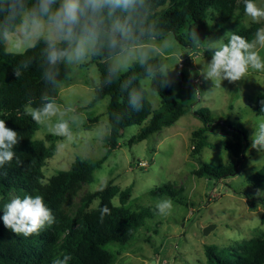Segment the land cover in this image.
I'll use <instances>...</instances> for the list:
<instances>
[{"label": "rangeland", "instance_id": "obj_1", "mask_svg": "<svg viewBox=\"0 0 264 264\" xmlns=\"http://www.w3.org/2000/svg\"><path fill=\"white\" fill-rule=\"evenodd\" d=\"M217 21L207 20L206 24L213 26L219 37L253 24L244 15L238 17L236 13L225 23L224 30L217 27ZM12 34L13 38L5 43L8 53H16V39L24 38L20 24ZM38 39L32 37L24 49L32 47ZM176 50L178 57L164 59L172 66L174 72L171 75L176 78L172 96L188 108L187 113L173 125L130 147L127 142L140 127L131 126L122 131L119 148L93 172V182L81 183L72 196L71 212L77 208L90 212L96 208L98 200L81 207V197L113 180L121 190L131 186L130 198L125 204L131 212L137 213L145 208L153 210L155 203L165 197L174 201L175 207L170 215L145 219V224L127 245L109 246L114 255L113 264H152L153 261L155 264H208L204 253L206 247L215 248V252L224 258L229 257L230 249L238 243L264 237V192L252 189L247 182V178L264 165V153L252 148L250 139L251 126L264 118L255 112L256 96L264 93V73H251L246 80L224 81L217 85L203 80L198 74L201 64L209 59L208 53L203 49L186 50L178 42ZM110 61L113 63L112 58ZM98 83V66L90 58L71 68L69 78L57 88L58 100L71 104L79 119L73 125L71 139L53 136L52 142L46 140V136L51 135L47 128L39 125L33 139L43 142L47 148L54 144L56 149L45 161L43 182L58 171H68L77 159L93 161L105 154L109 98L106 96L91 104ZM142 84L151 109L157 111L159 96L150 89V80L145 79ZM203 108L209 110L210 124L215 125L205 132L206 146L199 155L193 156L191 133L203 127L202 120L194 112ZM94 118H97L96 123H89ZM238 126L244 128L249 139L248 149L240 157L223 146L225 141L232 139L233 133H237ZM140 162L146 163V167H141ZM201 162L212 167L231 164L235 173L222 177L193 175ZM164 186H171L170 194L165 192L162 197L148 195L149 191ZM179 188L183 189L182 193ZM14 196V193L9 194L5 201ZM112 203L119 206L117 198ZM207 227L212 229L205 235L203 231Z\"/></svg>", "mask_w": 264, "mask_h": 264}, {"label": "trees", "instance_id": "obj_2", "mask_svg": "<svg viewBox=\"0 0 264 264\" xmlns=\"http://www.w3.org/2000/svg\"><path fill=\"white\" fill-rule=\"evenodd\" d=\"M236 13L243 16L242 0H147L145 18L152 24L162 26L166 31L173 34L174 39L186 50L194 51L188 38V32L196 29L201 39L219 38L213 26L206 24L207 20L217 21V27L224 30L225 23ZM19 25H6L3 17H0V33L5 28L13 33ZM264 26L252 24L249 28L239 27L240 35L252 38L257 27ZM226 30V29H225ZM6 40L0 38V118L6 120L7 126L14 128L18 134L20 143L16 146L18 160L0 169V216L3 215L2 205L6 203L8 195L43 194L46 203L53 209L56 223L46 227L40 234L31 237H23L6 229L0 220V264H52L56 257L69 254L72 257L70 264H113L114 255L109 250L110 245H127L135 236L137 230L145 224V219L152 218L154 209L145 208L140 212H131L125 208L130 198L131 186L121 190L113 184V180L105 183L100 189L92 194L81 197V207H86L93 200H98L97 206L90 212H82L80 208L71 212L70 205L72 196L78 190L81 183L93 182V172L101 168L108 156L117 148L121 132L131 126H138L140 130L132 136L127 145L147 139L149 136L169 127L178 121L188 111V108L177 102L172 96L175 87H161L150 80L149 87L160 98V107L157 111L151 109L142 81L145 80L142 70L135 64L121 72L119 80L111 86H103V80L107 66L111 64V57H91L96 62L99 70V83L95 88V96L91 104L109 98L107 106V118L109 134L105 137V154L97 160L77 159L68 171H58L46 182H43V167L45 161L53 156L56 151L55 145L48 148L44 143L33 139L39 125L23 114L27 100L33 97L38 102L40 92L44 90L41 79L42 49L44 43L38 39L34 45L22 54L8 53L5 49ZM23 60H30V68L23 75L17 77L15 71ZM60 84L66 81L71 68L59 69ZM123 85H129L131 90H143L145 106L143 110L136 112L128 105V90ZM58 87L50 89L58 97ZM264 93L258 94L255 99V112L264 117L261 112V101ZM121 117V122L116 124L115 116ZM194 115L202 120L203 127L191 133L193 146L191 154L199 155L206 146L205 132L215 125L210 124V112L203 108L194 112ZM97 118L89 121L96 123ZM237 133L232 134V139L225 141V150L234 156L240 157L249 146L248 134L243 127L236 128ZM53 136H46L48 142H52ZM235 169L230 165L209 166L205 162L200 163V168L193 175L222 177L234 175ZM249 186L257 191L264 192V165L247 178ZM171 186L155 188L149 191L152 197H162L163 194L171 193ZM181 193L183 189L179 188ZM118 199L119 206L112 203ZM4 200V201H2ZM107 205L111 214L100 219L99 209ZM229 257H221L215 252V248L206 247L204 253L208 264H264V237H255L248 241L238 243L230 249Z\"/></svg>", "mask_w": 264, "mask_h": 264}, {"label": "clouds", "instance_id": "obj_3", "mask_svg": "<svg viewBox=\"0 0 264 264\" xmlns=\"http://www.w3.org/2000/svg\"><path fill=\"white\" fill-rule=\"evenodd\" d=\"M242 5L243 15L251 23L260 25L264 20V0H242ZM146 10L147 0H0L3 23L14 26L18 21L23 33L24 38H17L14 45L17 55L22 54V49L26 51L24 45L32 37L44 43L41 79L45 87L38 102L30 96L23 114L47 128L52 136L71 139L78 115L71 104L61 103L50 89L60 86L61 67L74 69L91 57L105 54L113 63L107 66L103 86L117 82L121 72L135 64L145 79L164 88L173 87L176 78L171 74L174 70L164 58L178 57L177 42L172 33L145 18ZM0 38L11 40L13 34L5 28ZM188 38L194 51L203 49L209 55L198 70L205 81L219 85L224 81L246 80L251 73H264V26L257 27L251 39L237 31L225 32L219 38L201 39L196 29L188 32ZM30 65V60L21 61L15 75L22 76ZM123 89L128 90L130 109L143 110V90H131L129 85H123ZM261 105V112H264V100ZM112 116L116 124L121 122L119 115L111 114V119ZM251 127V147L264 153V118ZM19 143L18 132L0 118V169L19 159L16 153ZM174 207L170 197L159 199L154 214L167 217ZM2 211L0 220L4 227L23 237L38 235L56 223L53 209L39 193L16 195L2 205ZM99 211L101 220L111 214L107 205ZM71 260V255L64 254L62 258H54L52 264H70Z\"/></svg>", "mask_w": 264, "mask_h": 264}, {"label": "water", "instance_id": "obj_4", "mask_svg": "<svg viewBox=\"0 0 264 264\" xmlns=\"http://www.w3.org/2000/svg\"><path fill=\"white\" fill-rule=\"evenodd\" d=\"M211 229H212V227H207V228L204 229L203 233L205 235H207L210 232ZM152 264H155V262L153 261Z\"/></svg>", "mask_w": 264, "mask_h": 264}, {"label": "built area", "instance_id": "obj_5", "mask_svg": "<svg viewBox=\"0 0 264 264\" xmlns=\"http://www.w3.org/2000/svg\"><path fill=\"white\" fill-rule=\"evenodd\" d=\"M139 165H140L141 167H145V166H146V164H145L144 162L139 163Z\"/></svg>", "mask_w": 264, "mask_h": 264}]
</instances>
